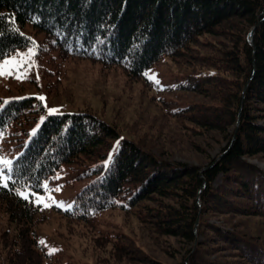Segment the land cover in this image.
Masks as SVG:
<instances>
[{"label":"trees","instance_id":"trees-1","mask_svg":"<svg viewBox=\"0 0 264 264\" xmlns=\"http://www.w3.org/2000/svg\"><path fill=\"white\" fill-rule=\"evenodd\" d=\"M27 24L63 56L121 68L131 78L165 57L189 67L179 89L215 94L218 105L190 104L178 113L226 145L205 167L164 161L90 113L46 115L33 128L41 103L7 101L0 136L25 140L6 172L8 186L0 185L15 226L7 263L58 264L37 240L45 216L32 194L76 165L90 181L69 210L57 209L70 232L92 228L105 211L134 210L156 235L189 245L180 264H264V239L202 221L208 213L264 219V172L247 161L264 156V0H0V62L29 46L21 33ZM218 37L223 41L212 43ZM122 236L113 238L117 259L158 264Z\"/></svg>","mask_w":264,"mask_h":264},{"label":"rangeland","instance_id":"rangeland-1","mask_svg":"<svg viewBox=\"0 0 264 264\" xmlns=\"http://www.w3.org/2000/svg\"><path fill=\"white\" fill-rule=\"evenodd\" d=\"M21 33L30 39L29 46L5 59L18 53L26 54L34 41L37 46L34 58L36 67L22 82L13 77H0V109L5 101L21 98L39 101L43 112L37 114L39 121L33 128L49 115L50 109L58 110L54 114L87 112L110 125L120 137L132 141L155 157L197 167H205L226 145L222 135L206 132L188 122L187 113H178L190 104L218 105L215 94L207 97L179 89L191 72L189 67L165 57L142 77L131 78L121 68L104 67L88 59L63 56L45 41L44 33L34 31L30 24L25 25ZM211 41L217 44L223 38ZM205 51L202 49L201 53ZM149 76H154L159 84L150 81ZM210 92L214 93V90L208 89L206 95ZM40 96L46 100L40 101ZM24 142L0 136V159L13 161L22 151V147L17 145ZM247 161L264 172L263 155ZM7 170L0 165V185L7 182L4 180ZM80 175L81 168L65 166L57 173L55 183L44 184L42 192L32 194L34 203L37 196H51L55 202L49 201V207L39 205L45 220L36 226L37 240L39 243L44 241V244H40L45 252L49 254L50 250H56L51 254L52 261L58 264H143L129 257L117 259L113 255V238L123 235L126 241H131L134 247L158 264L181 263L189 245L176 238L156 235L147 223L137 219L134 210L127 213L105 211L94 220L92 228L70 232L57 209L69 210L75 196L89 183V177L80 178ZM220 182L219 177L214 186ZM57 188L60 190L54 191ZM197 204L200 205L199 199ZM202 221L264 239V219L261 217L208 213L202 215ZM14 237L15 226L9 222L4 205L0 202V264H8L7 248ZM99 238L107 239L110 243L97 241ZM198 240H203V237Z\"/></svg>","mask_w":264,"mask_h":264},{"label":"snow or ice","instance_id":"snow-or-ice-1","mask_svg":"<svg viewBox=\"0 0 264 264\" xmlns=\"http://www.w3.org/2000/svg\"><path fill=\"white\" fill-rule=\"evenodd\" d=\"M32 43V47L29 48L28 52L26 54H16V56L11 57L9 59H5L2 62H0V77H13L19 81H23L25 79L28 78V74L30 71H32L35 67V56L37 55V51H36V44L34 41L31 42ZM148 79L150 81H152L155 84H159V81L155 79L154 76H149ZM39 80V77L37 76V81ZM38 99L42 102H44L46 100L45 97L40 96L38 97ZM5 103H7L5 101ZM46 103H45V107H46ZM58 110L56 109H50L49 110V115L54 114L55 112H57ZM119 145V142H117V147ZM116 149H114L115 151ZM109 160H111V156L109 157ZM0 165H3V167L5 169H8L9 172L11 171V165H12V161L10 160H5V159H0ZM10 179V177H4V180ZM3 187H7V183H3L2 184ZM45 189H47V186L45 185ZM60 189L57 188L54 191H59ZM18 195L21 196V198L27 200L29 199V195H31L30 193H26V192H18ZM49 201H51L52 203H55L54 201H52L51 196L48 197H44L41 198L39 196L36 197L35 199V203L39 206V205H43L44 207H49ZM41 244H44V241H40ZM56 250L52 249L50 250L49 254H53Z\"/></svg>","mask_w":264,"mask_h":264},{"label":"water","instance_id":"water-1","mask_svg":"<svg viewBox=\"0 0 264 264\" xmlns=\"http://www.w3.org/2000/svg\"><path fill=\"white\" fill-rule=\"evenodd\" d=\"M252 32L250 33L249 37H250V41L252 42Z\"/></svg>","mask_w":264,"mask_h":264}]
</instances>
